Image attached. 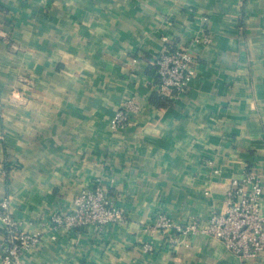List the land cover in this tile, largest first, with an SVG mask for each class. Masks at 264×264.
Instances as JSON below:
<instances>
[{
	"label": "crops",
	"instance_id": "0c3cea01",
	"mask_svg": "<svg viewBox=\"0 0 264 264\" xmlns=\"http://www.w3.org/2000/svg\"><path fill=\"white\" fill-rule=\"evenodd\" d=\"M164 35L197 61L187 95L157 106ZM132 97L141 113L114 131ZM0 135V201L42 237L24 264H264L206 235L172 251L154 227L159 209L222 212L245 169L264 183V0H0ZM98 178L124 222L46 224Z\"/></svg>",
	"mask_w": 264,
	"mask_h": 264
},
{
	"label": "built area",
	"instance_id": "2783aa9c",
	"mask_svg": "<svg viewBox=\"0 0 264 264\" xmlns=\"http://www.w3.org/2000/svg\"><path fill=\"white\" fill-rule=\"evenodd\" d=\"M162 39L165 47L154 61L157 93L162 99L175 102L189 91L197 57L190 48L176 44L169 36L164 35ZM203 42L210 43V37ZM142 108L137 98L126 100L115 113L111 128L114 131L126 130ZM263 203L261 173L245 169L242 175L232 179L222 212L211 213L205 222L194 218L187 223H176L159 209L154 215V227L162 235L164 246L172 251L181 246L190 247L191 238L206 235L224 243L229 253L246 263L264 254ZM124 221V210L98 178L91 187L84 188L75 197L70 208L52 215L46 224L74 232L91 227L115 226ZM41 243L39 233H28L21 228L20 222L11 213L10 201H0V264H24L25 251L37 248ZM143 250L146 254L156 255L159 245L146 242Z\"/></svg>",
	"mask_w": 264,
	"mask_h": 264
},
{
	"label": "trees",
	"instance_id": "16d2710c",
	"mask_svg": "<svg viewBox=\"0 0 264 264\" xmlns=\"http://www.w3.org/2000/svg\"><path fill=\"white\" fill-rule=\"evenodd\" d=\"M153 103L156 104L157 106H169L173 102L171 100H164L161 97L157 96L155 97Z\"/></svg>",
	"mask_w": 264,
	"mask_h": 264
}]
</instances>
